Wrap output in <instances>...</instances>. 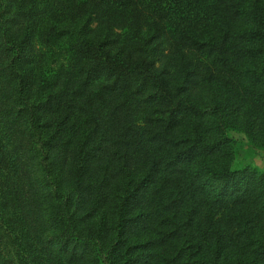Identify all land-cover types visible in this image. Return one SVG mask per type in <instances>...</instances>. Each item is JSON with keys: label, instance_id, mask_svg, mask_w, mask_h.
Returning a JSON list of instances; mask_svg holds the SVG:
<instances>
[{"label": "trees", "instance_id": "obj_1", "mask_svg": "<svg viewBox=\"0 0 264 264\" xmlns=\"http://www.w3.org/2000/svg\"><path fill=\"white\" fill-rule=\"evenodd\" d=\"M231 132L264 147V0H0V264H264Z\"/></svg>", "mask_w": 264, "mask_h": 264}, {"label": "rangeland", "instance_id": "obj_2", "mask_svg": "<svg viewBox=\"0 0 264 264\" xmlns=\"http://www.w3.org/2000/svg\"><path fill=\"white\" fill-rule=\"evenodd\" d=\"M70 43L63 41L58 42L54 47L55 56L54 58H49L46 72L48 71V76H53L57 73L58 70H61L62 67L71 65L73 55L68 51ZM54 64V65H52ZM229 137L236 143V151H235V160L232 165L233 170L242 169L245 166H251L258 170H264V147L256 148L253 147L242 134L231 132L229 133ZM136 169L133 170L136 173ZM110 188L106 189L108 192ZM15 209L13 207L8 208L7 211L2 213L0 210V220H6V217L11 216L14 217ZM185 215L183 214V220ZM159 231L158 224L155 221H136L132 223L128 229L127 237L129 239V244L136 243H146L151 239H154L157 236V232ZM6 230L0 224V237H2L6 241ZM264 234V226L257 230V235L262 236ZM140 244L139 247H141ZM0 251L6 259H12L14 250L11 249L10 243L8 241L0 243ZM156 251V249H155ZM147 253V252H144Z\"/></svg>", "mask_w": 264, "mask_h": 264}]
</instances>
